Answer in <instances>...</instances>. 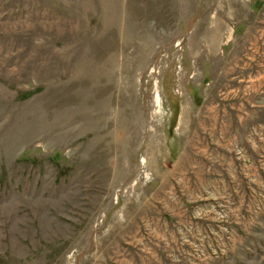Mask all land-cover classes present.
Returning <instances> with one entry per match:
<instances>
[{
  "label": "rangeland",
  "instance_id": "374dc122",
  "mask_svg": "<svg viewBox=\"0 0 264 264\" xmlns=\"http://www.w3.org/2000/svg\"><path fill=\"white\" fill-rule=\"evenodd\" d=\"M0 264H264V0H0Z\"/></svg>",
  "mask_w": 264,
  "mask_h": 264
}]
</instances>
